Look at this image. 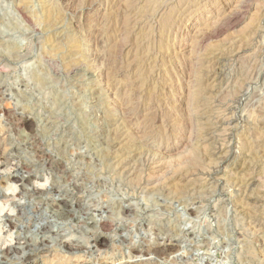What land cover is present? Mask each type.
Masks as SVG:
<instances>
[{
  "label": "rangeland",
  "instance_id": "obj_1",
  "mask_svg": "<svg viewBox=\"0 0 264 264\" xmlns=\"http://www.w3.org/2000/svg\"><path fill=\"white\" fill-rule=\"evenodd\" d=\"M149 1L0 0L5 264L19 234L41 237L44 227L55 251L37 264H54L64 240L89 243L96 232L112 247L128 233L134 243L171 241L189 264L264 261V0H165L141 16ZM201 77L200 111L191 99ZM129 93L136 114L122 102ZM127 132L137 137L126 146ZM118 153H133L132 170L117 168ZM60 203L77 212H58ZM109 218L115 226L98 227ZM122 248L109 249V264H129Z\"/></svg>",
  "mask_w": 264,
  "mask_h": 264
},
{
  "label": "bare ground",
  "instance_id": "obj_2",
  "mask_svg": "<svg viewBox=\"0 0 264 264\" xmlns=\"http://www.w3.org/2000/svg\"><path fill=\"white\" fill-rule=\"evenodd\" d=\"M167 1V0H166ZM183 1V0H182ZM186 2H188V3H193V4H195L194 2H193V0H185ZM192 1V2H191ZM198 2V4L197 5H199L200 3H199V0H197ZM135 2H136V0H126V3L128 4L127 6H130V7H134L135 6ZM163 2H165V0H150L149 1V3L145 6V8L144 9H141L140 10V15L141 16H143V14H145L144 12L147 10V8H149V10L152 8L153 9V7H155L156 6V8H154V11L153 12H155V11H157V10H160L161 8H162V6H163ZM141 3V2H140ZM137 4V3H136ZM189 5V4H188ZM137 7V6H136ZM140 7V6H139ZM189 7V6H188ZM129 8V7H128ZM138 9V8H137ZM172 9V8H171ZM178 10L181 12L182 11V7L179 9V7H178ZM152 11V10H151ZM158 12V11H157ZM152 13V12H151ZM138 14V13H137ZM155 14V13H154ZM147 15H149V14H147ZM126 15H124V17H125ZM145 17H146V15H144ZM130 16H128V18H126L125 20H124V27H125V29H126V31L127 32H129L130 31V28H131V24H132V18H129ZM139 18H140V16H139ZM143 19V18H142ZM141 19V20H142ZM162 20V19H161ZM232 24V23H231ZM123 25V24H122ZM135 28V27H134ZM125 31V30H124ZM147 31V30H146ZM142 33V32H141ZM125 35H126V33H125ZM147 35V33L146 32H143L142 33V37H145ZM129 36V35H128ZM123 38V37H122ZM147 39V38H146ZM123 41V40H122ZM137 41V40H136ZM145 46V45H144ZM142 48V47H141ZM251 49V48H250ZM149 50V49H148ZM245 51V50H244ZM149 52H151V51H149ZM141 53H142V51H141ZM145 55H146V53H144ZM142 55V54H141ZM138 56V55H137ZM232 56V55H231ZM147 57V56H146ZM136 58V57H135ZM142 58V57H141ZM153 58V57H152ZM206 58V57H205ZM145 59V58H144ZM142 61V60H141ZM145 61V60H144ZM143 61V62H144ZM150 61V60H149ZM134 62V61H133ZM155 63V62H154ZM130 64V63H129ZM142 64V63H141ZM153 65V64H152ZM227 65V64H226ZM140 66V65H139ZM145 67H146V65H145ZM148 67V66H147ZM153 68V67H152ZM79 69V68H78ZM124 69V68H123ZM144 69V68H143ZM143 69H142V71L140 72V76H144V72H143ZM146 70H147V68H146ZM204 70V69H203ZM206 70V69H205ZM139 71V70H138ZM152 72H154L153 70H151ZM118 74V73H117ZM146 75V74H145ZM229 76V75H228ZM221 79V78H220ZM108 81V80H107ZM155 82V81H154ZM205 82V81H204ZM219 82V81H218ZM198 86H199V88L194 92V95H193V98L191 99L192 101H193V110L194 109H199V105H200V103H201V101L202 100H206L205 99V96H204V94H205V89H207L206 87L204 88V86H203V78L201 77V79H199V81H198ZM206 84V83H205ZM209 90V89H208ZM207 91V90H206ZM126 92V91H125ZM130 92V91H129ZM152 93V92H151ZM207 93V92H206ZM4 94V93H3ZM126 94V93H125ZM147 98V97H146ZM156 98H159V95H157V96H154V95H152V94H150L149 95V100L150 101H153V100H156ZM217 98V97H216ZM148 99V98H147ZM149 100H148V102H149ZM159 100V99H158ZM122 102H123V104H126V105H128L127 107L129 108V110L130 111H132L133 113H135V111L137 110V106H135V105H132L133 103H135V101L134 102H132V97H131V94L129 93V94H127V95H125L124 96V99L122 100ZM140 102V101H139ZM205 103V102H204ZM131 105V106H130ZM126 107V108H127ZM201 107V106H200ZM214 108V107H213ZM207 109V108H206ZM232 109V108H231ZM119 110V109H118ZM127 110V109H126ZM155 110V109H154ZM157 110V109H156ZM195 110V111H196ZM200 111H201V109H199ZM212 111V110H211ZM127 112V111H126ZM136 113H137V111H136ZM135 113V114H136ZM151 115V114H150ZM148 116V117H146V121H145V123H144V125L146 124V127H147V129H146V131L145 130H143V132L145 131V137H146V134L148 135V133H150V130H148L150 127H151V119H152V117L151 116ZM136 116V115H135ZM206 116V115H205ZM144 117V116H143ZM137 118V117H136ZM222 120V119H221ZM201 121V120H200ZM223 121V120H222ZM127 122H129L128 120L126 121V123ZM136 122V121H135ZM221 122V121H220ZM45 123V122H44ZM130 123V122H129ZM225 123H226V121H225ZM192 124V123H191ZM224 124V123H223ZM127 125V124H126ZM203 125H204V123H203ZM206 125V124H205ZM153 126V125H152ZM207 126V125H206ZM224 126V125H223ZM144 127V126H143ZM127 130V129H126ZM142 130V129H141ZM191 130V129H190ZM129 132V131H128ZM128 132L125 134L126 136H124L125 138H123L122 137V139H125V145L127 146L129 143H131V144H134V143H132V141H133V139H134V137L136 136H133L134 134H131L132 132H130L129 134H128ZM142 132V131H141ZM117 133V132H116ZM115 133V134H116ZM120 133V132H119ZM136 133V132H135ZM201 133V132H200ZM253 133V132H252ZM255 133V132H254ZM118 134V133H117ZM143 134V133H142ZM250 134V133H249ZM107 135V134H106ZM139 135H141V134H139ZM138 135V138L139 139H141L140 138V136ZM144 135V134H143ZM253 135V134H252ZM115 136V135H114ZM113 136V137H114ZM118 136V135H117ZM122 136V135H121ZM116 137V136H115ZM114 137V138H115ZM137 137V136H136ZM135 137V138H136ZM145 137H143V138H145ZM249 138V137H248ZM121 139V140H122ZM192 139V138H191ZM225 139V138H224ZM135 140V139H134ZM137 140V139H136ZM264 140V139H263ZM138 141V140H137ZM136 141V142H137ZM249 141H251V140H249ZM261 141V140H260ZM113 142V141H112ZM119 143L118 144H116L117 146L118 145H123V143H121V142H124V141H121L120 142V140L118 141ZM135 142V141H134ZM144 142V141H143ZM247 142V141H246ZM253 143H254V141H253ZM257 143V142H256ZM198 144V143H197ZM113 145V144H112ZM248 144H244V146H247ZM252 145V144H251ZM256 146H257V144H255ZM260 146H261V144H260ZM43 147V146H42ZM144 148H145V146H144ZM220 148V147H219ZM249 148V147H248ZM251 148V147H250ZM260 148H262V147H260ZM40 149H41V147H40ZM135 149V148H134ZM253 149V148H252ZM259 149V148H258ZM263 149V148H262ZM261 149V150H262ZM42 150V149H41ZM123 150H124V148H123ZM123 150H121V147H119V150L117 149V151H120V152H122ZM140 151V150H139ZM217 151V150H216ZM253 151V150H252ZM35 152V151H34ZM36 152H37V150H36ZM35 152V153H36ZM144 152H145V150H144ZM143 152V153H144ZM221 152V151H220ZM135 153V152H134ZM138 153V152H137ZM37 154L38 155H40V157H42V156H44L45 155V153L44 152H42V151H38L37 152ZM125 154V153H124ZM124 154H116L117 155V158L118 159H116L117 160V162H118V167H117V165H116V167L117 168H123V170H127V171H129V170H132V167H131V165H130V162H131V157H132V154H129V155H124ZM146 154V153H145ZM150 154L148 153V157L146 158L147 160H148V158L150 157L149 156ZM225 155H227V154H225ZM46 156V155H45ZM51 156V155H50ZM49 156V157H50ZM114 156V155H113ZM213 156V155H212ZM216 156V155H215ZM222 156H224V155H222ZM221 156V157H222ZM258 157V156H257ZM43 158V157H42ZM47 158V157H46ZM52 158V157H51ZM143 158V157H142ZM142 158H140V161H141V159ZM253 158V157H252ZM49 159V158H48ZM115 159V158H114ZM136 159V158H135ZM195 159V158H194ZM193 159V160H194ZM223 159V158H222ZM221 159V160H222ZM50 160V159H49ZM224 160H225V157H224ZM137 161L139 162V158H137ZM136 161V162H137ZM149 161V160H148ZM115 162V161H114ZM133 162V161H132ZM143 162V161H142ZM151 163V162H150ZM133 165H135L134 163H132ZM139 163H137V165H138ZM143 164V163H142ZM218 164H220V163H218ZM31 165V164H30ZM132 165V166H133ZM136 165V166H137ZM150 165V164H149ZM21 167V166H20ZM24 167V166H23ZM249 167V166H248ZM32 168V167H31ZM136 168V167H135ZM148 168V167H147ZM251 168V167H250ZM140 169H142V168H140ZM144 169H145V166H144ZM30 170V169H29ZM137 170V169H136ZM148 170V169H147ZM214 170V169H213ZM19 171V170H18ZM246 171V170H245ZM124 172V171H123ZM175 172V171H174ZM209 173V172H208ZM213 173V172H212ZM132 174V173H131ZM131 174H129V175H131ZM146 174V173H145ZM19 175V174H18ZM43 176V175H42ZM174 176H176V174L174 173ZM19 177H20V180L21 181H25L26 180V177L27 176H23V175H19ZM171 177H172V175H171ZM171 177H170V179H171ZM243 177V176H242ZM28 178V177H27ZM129 178V177H128ZM149 178V177H148ZM169 178V177H168ZM175 178V177H174ZM255 178V177H254ZM247 179H248V176H247ZM146 180V179H145ZM17 181V180H16ZM169 181V180H168ZM247 181V180H246ZM241 182V181H240ZM242 183V182H241ZM251 183V182H250ZM249 184V183H248ZM247 185V184H246ZM161 186V185H160ZM249 186V185H248ZM192 188V187H191ZM35 190H33V192H34V195L36 194V196H38V195H40L41 196V193L43 192L42 190H40V189H36V188H34ZM181 190V189H180ZM2 192V191H1ZM32 192V191H31ZM179 192H181V191H179ZM251 192V191H250ZM45 193V192H44ZM21 194V193H20ZM43 194V193H42ZM166 194V193H165ZM185 194V193H184ZM192 194V193H191ZM251 194H253V193H251ZM33 195V196H34ZM176 195V194H175ZM23 196V195H22ZM31 196H32V194H31ZM181 196V195H180ZM174 197V196H173ZM247 197V196H246ZM17 198V197H16ZM248 198H252V197H248ZM247 198V200H249ZM32 199V198H31ZM244 200V199H243ZM255 200V199H254ZM176 201V200H175ZM251 201V200H250ZM192 202V201H191ZM256 202V201H255ZM77 204V203H76ZM241 204V203H240ZM243 204V203H242ZM155 205V204H154ZM211 205V204H210ZM245 205V204H244ZM244 205H243V207H244ZM82 206V205H81ZM81 206H79V207H81ZM83 207V206H82ZM81 207V208H82ZM243 209V208H242ZM58 212H61V213H63V214H73V212L74 213H76L75 211H74V209H69L67 206H65V205H62L61 203H60V206H59V208L58 209H56ZM88 210H90V209H88ZM246 210V209H245ZM92 211V210H91ZM20 215V214H19ZM51 216V215H50ZM165 216V215H164ZM244 216V215H243ZM249 216H251V215H249ZM246 217V216H245ZM117 218V217H116ZM179 218H181V217H179ZM250 218V217H249ZM7 219L9 220V221H11V222H13V220H12V216L10 215V213L9 214H7ZM103 219V218H102ZM167 219V218H166ZM250 219H252V218H250ZM181 220V219H180ZM115 220L113 219V221L111 220V218H109V219H104V220H101V222H100V225L98 226V227H100L102 230H107V229H110V228H112L113 226H115L114 225V222ZM88 222V221H87ZM114 222V223H113ZM252 222V221H251ZM39 224V223H38ZM98 224V223H97ZM249 224L251 225V223L249 222ZM151 225V224H150ZM263 225V224H262ZM49 226V225H48ZM246 226V225H245ZM259 227V226H258ZM40 228H43V227H40ZM171 228V227H170ZM262 228V227H261ZM47 229L48 228H46V227H44L43 229H42V235H41V237H39V236H35V233L33 234V235H29V234H27V233H25L26 235H24V236H22L21 234H19L18 235V238H17V243H16V248H17V252L15 251V252H12L13 254H14V256L16 257L15 259H13L14 258V256L13 257H10L9 258V256H10V251H12V249H11V247H8L7 249H6V252H5V255L9 258H7L6 256V260L8 261L6 264H37V261H38V259L39 258H43L44 256H46V255H48V254H50L51 252H53V251H55V250H53V247H49V245H48V242H50L49 240L51 239L50 237L52 236H49L48 234H47ZM50 229H51V227H50ZM149 229V228H148ZM182 229V228H181ZM249 229V228H248ZM255 229V228H254ZM253 229V230H254ZM28 230V229H27ZM127 230H128V228H127ZM151 230V229H150ZM164 230V229H163ZM257 230V229H256ZM258 230H259V228H258ZM263 230V229H262ZM26 231V230H25ZM37 231H39L38 229H37ZM52 231V230H51ZM40 232V231H39ZM88 232V231H87ZM146 232V231H145ZM152 232V231H151ZM246 232V231H245ZM254 232V231H253ZM264 232V231H263ZM89 233V232H88ZM121 233V232H120ZM188 233V232H187ZM52 234V233H51ZM90 234H93V233H90ZM90 234H88L87 236L89 237L90 236ZM127 234V233H126ZM198 234V233H197ZM40 235V234H39ZM46 235H48V237H49V239H48V237H46ZM187 235V234H186ZM249 235V234H248ZM55 236V235H54ZM53 236V237H54ZM58 236V235H57ZM56 236V237H57ZM118 236H120L121 237V235L119 234ZM158 236V235H157ZM162 236V235H161ZM192 236V235H191ZM159 237V236H158ZM198 237V236H197ZM55 238V237H54ZM53 238V239H54ZM58 238H59V236H58ZM119 238V237H118ZM155 238H157V237H155ZM90 238H88V240H89ZM107 239V238H106ZM106 239L105 240H103L102 239V234H100V235H98V233L96 232V234H95V237H94V239H93V241L92 242H89V243H83L82 241H79V240H77V241H68L67 242V240H64V241H66V244H64L63 246H64V249H60V250H58V252H59V254L58 255H60V258L58 259V260H56L55 262H54V264H73V262H72V260L69 258V257H71L72 255H77V254H80V258L79 259H81V261H84L85 263L84 264H109V262H111V260H112V262L114 263L115 262V259H114V257H110L109 256V249L110 248H112V249H114V251H120V252H122V246L124 245H126V246H128L129 247V255L128 256H125V254L126 253H124L123 254V257H122V259L124 260L126 257H128L127 259V262L126 263H129V264H189V263H187V261H186V259L188 258H184L181 254H179V255H176L175 253H177L176 251H178L179 252V250H176L175 252H174V250H173V244H172V242L171 241H166V240H164V241H159V240H155V242H145V241H141L140 240V242L139 243H134V241L132 242V237H130L129 236V233H128V236L127 235H124V236H122L121 238H119L121 241H120V243H121V246L120 245H118V247H112V246H115V245H112L111 243H109V240H108V242L106 241ZM138 239V238H137ZM141 239V238H140ZM55 240V239H54ZM63 240H61L62 242H63ZM169 240H171V239H169ZM59 242V241H58ZM203 242V241H202ZM201 242V243H202ZM114 244V243H113ZM263 244V243H262ZM184 245V244H183ZM189 247V246H188ZM203 247V246H202ZM59 249V248H58ZM263 249V248H262ZM124 250V249H123ZM14 251V250H13ZM4 252V251H3ZM185 252H187V250H185ZM184 252V253H185ZM189 252V251H188ZM188 252L186 253V254H184V253H182V254H184V256L185 255H187L188 254ZM196 252V251H195ZM191 253V252H190ZM189 253V254H190ZM263 253V252H262ZM89 254V256H91V258H92V260H89L88 258H87V255ZM178 254V253H177ZM57 255V256H58ZM3 256V255H2ZM79 257V256H78ZM263 257V256H262ZM133 258H139V259H136V260H132ZM4 259V260H5ZM189 259H190V257H189ZM261 259V258H260ZM191 260H192V258H191ZM262 260H264V258H262L261 259V261ZM132 261V262H131ZM189 261V260H188ZM195 262V261H194ZM191 263H192V261H191ZM250 263V262H249ZM256 263V262H255ZM261 264H264V261L263 262H260ZM0 264H5V262H2V261H0ZM122 264V263H121ZM256 264H258V263H256Z\"/></svg>",
  "mask_w": 264,
  "mask_h": 264
}]
</instances>
